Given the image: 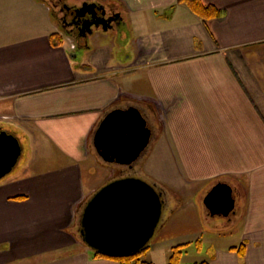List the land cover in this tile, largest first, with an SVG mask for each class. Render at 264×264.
Returning a JSON list of instances; mask_svg holds the SVG:
<instances>
[{
  "label": "crops",
  "instance_id": "obj_1",
  "mask_svg": "<svg viewBox=\"0 0 264 264\" xmlns=\"http://www.w3.org/2000/svg\"><path fill=\"white\" fill-rule=\"evenodd\" d=\"M114 2L125 29L92 38L97 46L79 64L49 3L0 0V130L34 145L33 159L0 180V264H120L96 257L75 219L107 182L92 173L96 164L106 175L114 169L93 133L108 112L129 106L153 126L146 167L159 152L163 178L181 195L165 224L188 207L196 218L178 223L185 235L223 227L216 217L238 220L244 254L209 263L230 264L229 254L264 264V56L254 49L264 44V0H202L221 10L208 21L181 0ZM221 181L236 195L228 217L204 204ZM197 202L209 223L198 221Z\"/></svg>",
  "mask_w": 264,
  "mask_h": 264
},
{
  "label": "water",
  "instance_id": "obj_2",
  "mask_svg": "<svg viewBox=\"0 0 264 264\" xmlns=\"http://www.w3.org/2000/svg\"><path fill=\"white\" fill-rule=\"evenodd\" d=\"M153 126L136 106L115 108L98 124L92 143L108 164L133 168L146 154ZM22 155L19 138L0 130V180L10 174ZM141 175L109 180L93 192L77 220L80 240L90 250L113 258L129 257L146 249L166 214L165 195L154 181ZM204 204L211 216L234 212L236 195L227 181L216 184Z\"/></svg>",
  "mask_w": 264,
  "mask_h": 264
},
{
  "label": "rangeland",
  "instance_id": "obj_3",
  "mask_svg": "<svg viewBox=\"0 0 264 264\" xmlns=\"http://www.w3.org/2000/svg\"><path fill=\"white\" fill-rule=\"evenodd\" d=\"M93 43V42H91ZM97 46V44L88 43L87 48L89 47ZM85 47H74L73 55L75 56L74 62L75 63H83L87 58V48ZM254 49L259 50L264 56V44L254 47ZM121 52L123 50H120ZM22 149L23 153L20 156L17 165L14 167L13 170H18V168L21 165L28 164L30 160L34 157V145L31 142V140H25L24 138H21ZM152 143V141H151ZM151 143L148 147V150L146 154L143 156V159H140V165L135 170V172L140 173L144 180L146 181H154L158 183V185L163 188L166 192V200H167V207H166V214H165V220L164 224L166 223L167 219L171 216L172 213L176 212L183 204L181 203V195L177 192L176 188L170 187L169 184H167L166 178H163V172L161 170V166L163 165V162H167L162 160V155L157 153L149 162H148V168L146 167L147 160L152 157V155L148 154V151L150 150ZM26 144H28V148L26 147ZM160 150V149H159ZM165 160H168L170 162H174L173 156H164ZM96 168L104 169L103 164L100 162L96 164ZM116 169H109V173H103L100 169L97 170L96 168L92 171V173H95L98 178L102 177L104 180L107 179V181L111 178L117 177L120 175V172L125 171L124 167H121L119 165L115 166ZM151 169V170H150ZM14 171V172H15ZM152 172V173H151ZM153 174L154 177L149 176V174ZM109 174V175H108ZM123 174V173H122ZM85 178H87V183L89 182L90 175L87 173L85 174ZM169 178H171L169 176ZM170 180V179H169ZM197 188V187H196ZM193 188V189H196ZM198 194V193H197ZM196 194V196H197ZM205 192H202L197 196L198 199H202ZM192 196V197H196ZM206 196V195H205ZM204 196V197H205ZM201 201V200H200ZM241 202V201H240ZM198 203V202H197ZM200 206V212L202 214L200 215L198 221L201 223H209L207 220H212L211 217H206L204 215V210L201 207L200 202L198 203ZM240 204V203H239ZM197 206V208L199 207ZM192 207H188L184 211L185 215L181 216L180 214H176V219L171 220L170 224H163L162 227L158 229L156 232L154 238L150 242L149 248L145 251V253L141 254L139 258L141 260H149L153 261L155 264H168L170 257L173 252L174 246H180L181 250L183 252L182 255V264H194L199 263L202 261H208L210 263H213V259H215L214 262L217 261V259H221L224 253L232 252L234 253L235 250H239L242 245H245L244 240L245 237L241 233L240 228V222L237 220V225H228L226 224V221L228 222L229 219L216 217V220L223 221L225 225L221 228H215V229H202L193 234H182V229H179L178 223L184 221L187 216H193L191 214ZM178 216V217H177ZM79 215H77L75 219V225H77ZM180 217H183L181 221H179ZM196 218V217H195ZM193 219V218H192ZM198 219V218H197ZM227 260L230 264H246L245 261L242 259V257H238V262L235 259H230L232 255L227 254L226 255ZM217 264H222V261L219 260Z\"/></svg>",
  "mask_w": 264,
  "mask_h": 264
},
{
  "label": "flooded vegetation",
  "instance_id": "obj_4",
  "mask_svg": "<svg viewBox=\"0 0 264 264\" xmlns=\"http://www.w3.org/2000/svg\"><path fill=\"white\" fill-rule=\"evenodd\" d=\"M52 6L53 15L62 29V33L75 47H85L92 38L102 39L105 34L125 29L124 17L114 0H44ZM87 48V47H85ZM133 167H124V175H137ZM123 173V174H122ZM159 190L166 192L159 186ZM167 207V200H166Z\"/></svg>",
  "mask_w": 264,
  "mask_h": 264
},
{
  "label": "trees",
  "instance_id": "obj_5",
  "mask_svg": "<svg viewBox=\"0 0 264 264\" xmlns=\"http://www.w3.org/2000/svg\"><path fill=\"white\" fill-rule=\"evenodd\" d=\"M181 1L185 2L191 8V10L195 14H197L199 17H201L204 21H208L210 19L218 18L221 16V10L218 7L211 5V4L206 5L202 2V0H181ZM52 39H53L52 40L53 44L56 46L61 45V43L63 42V39L58 34L52 35ZM81 208L82 206H80L78 214L80 213ZM242 247L243 246H241V248L239 249L240 250L239 253H241V255L244 254L242 253L243 252ZM148 248L149 247H147L140 253L134 254L132 256L121 257V258H113V257L102 255L97 252H93V254L96 257L109 258V259L116 260L120 264H155L152 261L141 260L139 258V256L145 253V251ZM182 255H183V252L181 250V247L180 246L174 247L168 264H182L181 263ZM194 264H210V263L208 261H202V262L194 263Z\"/></svg>",
  "mask_w": 264,
  "mask_h": 264
}]
</instances>
